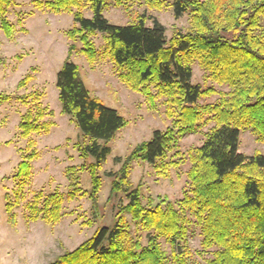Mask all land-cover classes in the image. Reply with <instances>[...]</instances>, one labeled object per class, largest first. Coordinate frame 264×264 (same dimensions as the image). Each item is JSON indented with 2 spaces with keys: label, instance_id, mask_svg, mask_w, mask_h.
<instances>
[{
  "label": "trees",
  "instance_id": "trees-1",
  "mask_svg": "<svg viewBox=\"0 0 264 264\" xmlns=\"http://www.w3.org/2000/svg\"><path fill=\"white\" fill-rule=\"evenodd\" d=\"M108 1H36L39 9L73 15V26L66 31L69 54L57 72L56 86L63 113L86 140L78 144L80 155L95 160L88 166L93 205L102 186L98 171L112 152L109 142L128 120L87 87L80 66L71 60L78 43L91 64L103 57L111 60L121 81L152 105L164 99L172 125L155 130L127 157L115 159L121 168L110 173V194H124L127 203H119L114 224L99 227L77 248L49 264H264V153L240 150L244 129L252 128L264 139V0H172L177 18L190 14L191 30L177 31L170 40L165 25L155 17L152 25L143 15L129 24L110 22L105 16ZM130 1L135 0H115L127 11ZM145 1L159 9L167 2ZM14 4L16 0H0V28L12 39L17 28L8 12ZM86 9L91 10L90 17L85 15ZM98 34L104 40L101 49L94 40ZM195 61L213 81L229 90L193 83ZM29 80L28 74L19 85ZM213 94L218 95L217 100L200 103ZM23 102L28 109L19 125L21 136L30 138L49 130L47 118L52 112L43 104L42 94H30ZM204 127L209 129L203 142L188 152L191 165L183 197L154 206L144 203L129 178L132 161L143 160L158 176L169 177L179 166V137ZM27 149L14 175L20 185L16 204L33 175L32 162L39 157L34 140L29 139ZM76 179L67 195L70 198L80 190ZM64 197L60 192L39 195L29 206L36 212L34 218L58 221ZM6 199L10 211L15 204L8 194ZM193 223L201 229L200 250L189 245ZM141 232L146 233V243ZM162 240L170 245V252Z\"/></svg>",
  "mask_w": 264,
  "mask_h": 264
},
{
  "label": "rangeland",
  "instance_id": "rangeland-1",
  "mask_svg": "<svg viewBox=\"0 0 264 264\" xmlns=\"http://www.w3.org/2000/svg\"><path fill=\"white\" fill-rule=\"evenodd\" d=\"M36 1L16 0V4L9 8L8 17L17 28L13 39L0 28V264H49L66 251L77 248L99 227L112 226L119 203H127L124 194H110L113 181L110 173L121 168V163L115 159L127 157L135 146L148 141L155 130H165L172 125L164 99L152 105L142 93L121 81L111 60L103 57L91 64L78 43L71 60L80 66L87 87L128 120L109 142L112 152L98 171L102 186L98 202L93 205L88 166L95 160L80 155L78 144L83 145L86 140L70 117L63 113L56 86L57 72L69 54L70 40L66 31L73 26V15L39 9ZM85 15L90 17L91 10L86 9ZM138 15L145 16L148 25H152V18H158L166 27L168 40L177 31L186 33L191 30L190 14L177 18L172 0H167L161 9L152 7L145 0L130 1L129 11L117 5L115 0H109L105 8V16L115 24L132 23ZM94 40L101 49L102 35L98 34ZM193 71V83L217 91L229 90L213 81L198 61L193 64ZM28 74L31 80L19 85ZM37 92L42 94L43 104L52 112L47 118L51 126L47 131L23 138L19 125L28 109L23 99ZM217 99L218 95L213 94L202 98L200 103ZM208 129L204 127L199 132L179 137V166L171 170L169 177L158 176L155 169L143 160L132 161L129 178L132 186L139 188L144 203L152 202L154 206L163 201L176 202L183 197L191 165L188 152L201 145ZM29 139L36 142L39 157L32 162L33 175L22 188L20 201L16 204V190L20 185L14 175L28 151ZM240 150L246 154L264 153V139L254 129H244L240 136ZM75 177L80 190L70 198L67 195ZM53 192L65 196L58 221L47 222L41 216L34 218L36 212L29 206L39 195L45 197ZM7 194L15 204L10 211ZM126 218L135 231L131 215L127 213ZM141 235L146 243V233L141 232ZM201 241V229L193 223L189 245L193 250H200ZM162 242L170 252V245Z\"/></svg>",
  "mask_w": 264,
  "mask_h": 264
}]
</instances>
